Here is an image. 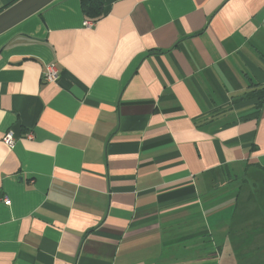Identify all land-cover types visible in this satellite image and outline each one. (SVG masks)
<instances>
[{"label":"crops","instance_id":"1","mask_svg":"<svg viewBox=\"0 0 264 264\" xmlns=\"http://www.w3.org/2000/svg\"><path fill=\"white\" fill-rule=\"evenodd\" d=\"M99 1L0 35V264H259L264 0Z\"/></svg>","mask_w":264,"mask_h":264},{"label":"rangeland","instance_id":"2","mask_svg":"<svg viewBox=\"0 0 264 264\" xmlns=\"http://www.w3.org/2000/svg\"><path fill=\"white\" fill-rule=\"evenodd\" d=\"M250 194H248L249 196ZM239 220L244 224L247 223L244 228L247 230V234L250 240L251 249L257 251V247L260 250L263 249V253H260L258 257V263L264 264V187L260 190L254 191L250 198L243 200L239 205V210L237 212ZM257 238L256 244L254 238ZM262 246V247H261ZM250 257L249 259L253 258Z\"/></svg>","mask_w":264,"mask_h":264},{"label":"water","instance_id":"3","mask_svg":"<svg viewBox=\"0 0 264 264\" xmlns=\"http://www.w3.org/2000/svg\"><path fill=\"white\" fill-rule=\"evenodd\" d=\"M55 0H20L0 13V35L15 27L32 15L53 3Z\"/></svg>","mask_w":264,"mask_h":264},{"label":"trees","instance_id":"4","mask_svg":"<svg viewBox=\"0 0 264 264\" xmlns=\"http://www.w3.org/2000/svg\"><path fill=\"white\" fill-rule=\"evenodd\" d=\"M82 3V9L83 12L85 13L86 17H88L89 19H92L94 21H97L98 19L101 18L102 14H103V6L100 3L99 0H81ZM248 194L252 195L253 192H249V193H245V194H241L239 197L241 198V202H243V200H247L250 198V195L248 196ZM242 222L239 223V227L238 230H242L240 233H244L246 238L249 240L248 234H247V230L244 228V226L247 224L246 222L244 224L241 225ZM250 241V240H249ZM255 242L257 241V238L255 237L254 240H252ZM250 243V242H249ZM256 251V250H255ZM257 252H259L258 247H257ZM263 253V250H260V253ZM260 253H257L256 256L260 257ZM258 258V257H256Z\"/></svg>","mask_w":264,"mask_h":264},{"label":"built area","instance_id":"5","mask_svg":"<svg viewBox=\"0 0 264 264\" xmlns=\"http://www.w3.org/2000/svg\"><path fill=\"white\" fill-rule=\"evenodd\" d=\"M95 25H96V22L91 21V20L85 21L84 23V26L87 28L94 27ZM58 78H59V71L55 65L51 64V65L45 66L43 70V81L45 83H55L58 80ZM3 139H4V142L11 148L15 146L16 139L12 132L6 133ZM5 204L9 206L11 203L8 199H5Z\"/></svg>","mask_w":264,"mask_h":264}]
</instances>
